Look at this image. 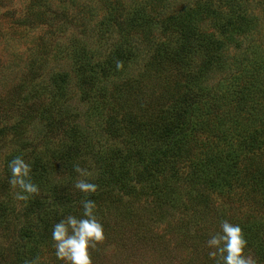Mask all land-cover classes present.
<instances>
[{
	"label": "rangeland",
	"instance_id": "rangeland-1",
	"mask_svg": "<svg viewBox=\"0 0 264 264\" xmlns=\"http://www.w3.org/2000/svg\"><path fill=\"white\" fill-rule=\"evenodd\" d=\"M166 2H169L172 10L182 9V0H0V264H64L56 258L51 239L53 225L59 220L44 231L45 234L41 237L42 247H38V253L32 252L34 244L28 241L25 230H38L44 208L61 207L71 212L68 215L79 217L82 215V201L85 199L95 202L96 216L105 232V240L91 250L93 264H206V258L202 254L201 257L195 256L192 254V247L190 248V236H194L196 231L192 226L195 222L190 223L191 230L185 238V245L182 235L185 236L188 229L181 221L178 220L179 227L174 233L165 231L169 220L185 219L180 213L181 207L169 208L161 222L151 226L147 233L158 239L149 243L141 239L143 233L138 228L141 223L137 214L144 211L148 200L130 196L125 190H115L105 195V191L98 189L103 170L100 154L108 149L112 150L116 145L124 146L123 138L130 139L134 132L144 130L136 122L134 126L139 127L137 131H124L128 124H132L129 121V111H132L133 106L137 110L135 113L153 117L160 115V111L171 104L167 95L162 99L158 96L161 93L158 87L161 83L169 82L170 72L167 71L168 79L167 75L155 73L152 80L136 78L147 69L145 64L149 61V55L138 52L135 59L137 65L134 66L132 62L128 71L120 77L110 71L107 79L103 80L102 76L85 75L92 74L88 72L89 64H98L105 58V47L96 49V44L93 47L92 44L88 45V51H84L88 60L85 64L76 63L72 57L73 40L78 34L82 30L93 29L108 18L111 12L122 20L136 8H141L145 13L137 17L148 19L151 15L162 12V4ZM174 2L177 3L173 4ZM250 4L254 14L260 13L262 19L252 29L250 47H257L254 49L256 54L264 55V0H251ZM116 30L115 25L114 31ZM242 39L245 41L247 38ZM247 41L250 42L249 39ZM237 50L230 47L222 68L210 73V86H220L221 82L230 86L232 78L236 79L237 74L239 75L238 67L242 68L236 63L234 52ZM239 50L242 55L238 54V58L243 59V50L246 49ZM55 72L68 74L65 98L57 103L51 97L38 99L37 93L30 91L33 79L39 81L49 78ZM155 81L157 85L152 84ZM126 82L139 90L129 94L130 100L122 104L125 106L124 115L117 114L120 108L111 100L110 94L118 85L123 86ZM250 82L251 80L248 86L251 87ZM235 86L241 87L238 82ZM217 92L215 95L219 97L222 92ZM241 94L246 95V98L231 99L230 104L229 98L221 99L223 105L220 107L226 108L221 111L225 113L228 110L246 109L251 114L256 111V107L264 106L263 84L259 83L251 94ZM50 105L56 109L50 114L54 119L52 123L46 119L49 114L47 109L52 107ZM216 112L218 118V111ZM62 115L65 117L55 118ZM205 121L197 120L193 124L194 130L201 132L199 139L206 136L217 138L212 133L213 129L209 128L210 120L205 117ZM258 125L253 120L248 121L245 127L257 128ZM226 128L222 126L221 131L217 132L219 137L222 129ZM229 137L238 138L239 134L237 136L231 133ZM194 139L195 137L190 140V149L201 146ZM15 156H22L30 163L32 182L38 187V192L26 201L17 199L18 189H13L9 184L8 162ZM41 164H46L48 182L37 179L42 169ZM77 166L87 170L90 176L82 177L75 171ZM174 168L178 173L183 171V166L179 164L174 165ZM78 179L96 184V191L87 194L81 192L75 187ZM211 193V200L213 198L216 200L214 202H218V192ZM41 208L43 209L39 213ZM245 209L246 206L234 208L231 215H238V212ZM128 210H135V217L128 216ZM209 230V237L218 231L213 226ZM160 234V238L157 237ZM166 242L171 245L164 250ZM245 252L252 259L256 256L250 247Z\"/></svg>",
	"mask_w": 264,
	"mask_h": 264
},
{
	"label": "trees",
	"instance_id": "trees-1",
	"mask_svg": "<svg viewBox=\"0 0 264 264\" xmlns=\"http://www.w3.org/2000/svg\"><path fill=\"white\" fill-rule=\"evenodd\" d=\"M250 2L182 0L181 10L170 9L169 2H166L162 4V12L148 19L137 17L145 13L141 8H136V12L127 14L122 20L111 12L93 29L82 30L72 44L73 60L79 64L88 62L84 56L88 45L92 44L93 47L96 44V49L105 47V58L98 64H89L88 72L92 74L86 73V77L102 76L106 80L110 71L120 77L128 71L132 62L134 66L138 64L135 63L138 52L149 55V61L145 64L147 69L136 78L152 80L153 73L167 75V71L170 72L169 82L163 84L160 81L158 89H161V93L158 96L162 99L167 95L171 104L163 108L160 115L153 117L135 113L137 110L133 106L132 111H129V121L133 125L128 124L124 131H137L139 127L134 126L136 122L144 130L134 132L130 139L123 138L124 146L116 145L112 150L100 154L103 170L98 189L105 191V195L115 190H125L130 196L148 200L144 211L137 214L141 223L138 228L143 233L141 239L149 243L158 239L147 233L151 226L161 222L169 208L181 207L180 213L185 219L169 220L165 231L174 233L179 227L178 220L181 221L188 229L185 236L182 235L185 245V238L191 230L190 223L195 222L192 226L196 231L194 236H190V248L195 256L201 257L202 254L206 264H214L208 257L211 250L207 247L210 238L208 231L211 226L219 231V223L225 219L242 228L247 240L246 249H252L256 264H264V106L256 107V111L251 114L246 109L224 113L221 110L225 107H220L223 98H229L230 104L237 97L245 99L246 95L241 93L251 94L259 83L264 86V55L256 54L254 49L257 47H250L252 29L262 19L260 13L254 14ZM242 37L250 42L247 39L244 41ZM230 47L238 49L234 53L237 65L242 67L237 70L240 76L237 74L236 79L232 78L230 86L221 82L220 86L212 87L209 75L222 68ZM239 48L246 49L243 50V59L238 58V54L242 55ZM118 62L122 65L120 69L116 67ZM67 75L55 72L49 78L39 81L33 79L30 91L36 92L38 99L51 97L55 103L60 102L67 92ZM250 80L251 87L248 86ZM236 82L241 87H236ZM152 84L157 85L156 81ZM136 89L133 84L126 82L123 86L118 85L110 94L111 100L120 108L117 114L124 115L125 106L122 104L130 100L129 94L139 90ZM217 91L222 92L219 97L215 95ZM55 110L54 106L47 109L49 114L46 119L50 123L54 120L50 114ZM205 117L210 120L209 128L213 129L212 133L218 139L208 136L199 139L201 132L197 133L193 124L197 120L205 121ZM253 120L259 123L257 128L245 127L248 121ZM222 126L227 128L222 129L219 137L217 132L221 131ZM231 133L239 134V137H229ZM194 137V141L200 142L201 146L190 149V140ZM178 164L183 166L180 173L174 168ZM41 166L37 179L48 182L46 164ZM211 191L218 192V202H214L216 200L213 198L211 200ZM241 206H246V209L238 212V215H231L232 209H240ZM43 210L38 230H25L28 241L34 244L31 250L35 253L39 252L38 247H42L44 231L53 222L71 213L61 207ZM135 213V210L127 211L128 216L132 215L131 218L135 217ZM170 245L166 242L164 250L169 249Z\"/></svg>",
	"mask_w": 264,
	"mask_h": 264
},
{
	"label": "clouds",
	"instance_id": "clouds-1",
	"mask_svg": "<svg viewBox=\"0 0 264 264\" xmlns=\"http://www.w3.org/2000/svg\"><path fill=\"white\" fill-rule=\"evenodd\" d=\"M117 69L122 65L118 62ZM10 171L9 184L13 189H18L16 198L28 200L38 192V187L32 182V168L29 162L22 156H15L8 162ZM75 171L82 177H89L90 173L77 166ZM75 187L87 194L95 192L97 185L87 182L86 179H78ZM96 205L93 200L82 201V215H67L53 225L51 239L54 242L55 256L64 264H93L91 250L105 240L103 225L96 216ZM247 240L243 230L238 224L228 220H221L219 231L210 235L207 240L209 259L214 264H256L246 252Z\"/></svg>",
	"mask_w": 264,
	"mask_h": 264
}]
</instances>
